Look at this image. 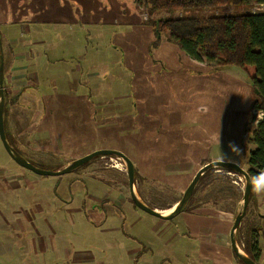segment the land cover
Wrapping results in <instances>:
<instances>
[{"label": "rangeland", "instance_id": "374dc122", "mask_svg": "<svg viewBox=\"0 0 264 264\" xmlns=\"http://www.w3.org/2000/svg\"><path fill=\"white\" fill-rule=\"evenodd\" d=\"M22 1L12 0L14 8ZM74 7L71 20L79 24L72 26L52 21L43 8V19L18 20L23 7L14 12L18 21L0 25L5 124L19 153L60 170L93 151L120 150L138 170L142 201L163 213L172 211L204 165L220 160L248 169L258 121L253 115H263L253 109L257 93L248 72L191 59L168 34L159 35L151 19L264 12V4L151 15L145 0H118L107 13L116 23L96 26H81ZM19 34L13 43L11 36ZM245 187L242 174L211 170L189 205L167 220L134 204L127 165L118 156L43 176L19 165L0 137V264H196L206 256L199 243H218L223 262L244 264L230 232ZM253 189L236 237L241 247L253 237L261 257L264 175Z\"/></svg>", "mask_w": 264, "mask_h": 264}, {"label": "trees", "instance_id": "16d2710c", "mask_svg": "<svg viewBox=\"0 0 264 264\" xmlns=\"http://www.w3.org/2000/svg\"><path fill=\"white\" fill-rule=\"evenodd\" d=\"M145 1L150 4L151 15L158 11L177 8H222L229 3H232L235 7L252 6L256 3L264 4V0ZM151 21L159 35L168 34L169 40L192 59L204 61L206 58L209 62L221 61L220 64L222 65L242 67L248 72L257 93L253 109L256 108L263 112V116L256 118L253 115V121L256 119L258 121L252 139L255 147L249 153L247 171L253 182L261 180L264 175V12L219 13L208 17H173L158 20L151 19ZM137 175L138 170L136 169V180ZM253 197L254 189L251 192L250 199L252 200ZM190 200L185 204L183 210L189 205ZM252 238H249L248 243H244L248 244L249 250L247 251L246 248L244 250L258 261L260 248L256 242L251 244Z\"/></svg>", "mask_w": 264, "mask_h": 264}, {"label": "water", "instance_id": "95a60500", "mask_svg": "<svg viewBox=\"0 0 264 264\" xmlns=\"http://www.w3.org/2000/svg\"><path fill=\"white\" fill-rule=\"evenodd\" d=\"M5 82V73H4V53L1 47V35H0V137L4 143L5 148L9 152V154L12 156V158L22 167L27 168L29 170L34 171L35 173L43 176L47 175H56L61 176L65 174H69L71 172H74L84 164L90 162L91 160H94L98 157L103 156H118L119 158L124 159L127 165V173L129 176V185L131 190V197L134 202V204L139 207L140 209L155 215L157 217L163 218V219H172L175 218L177 215H179L185 206L187 202L192 198L198 183L202 177V175L213 168H227L234 170L237 173L242 174L246 178V187L244 191V197H243V205L242 209L237 213L234 224L231 228L230 232V242L232 245V249L236 256L241 259L245 264H259L255 259H253L245 250L241 247L239 244L236 234L238 231V228L240 227V224L245 217L248 209V205L250 203V195L253 190V181L251 176L249 175V172L245 170L241 165L235 162H229V161H213L206 165H204L202 168L199 169L195 177L193 178L192 182L187 187L182 199L176 203V205L172 208L173 210L170 213H163L157 208H153L152 206H149L146 204L142 199L140 198L136 187V167L132 159L127 156L124 152L120 150L115 149H99L96 151H93L92 153H89L87 155H84L80 158H77L71 162H69L66 166L61 168L60 170H50L45 169L37 166L32 161H30L28 158L23 156L21 153H19L13 145L10 143L7 130H6V124H5V96H6V88L4 85Z\"/></svg>", "mask_w": 264, "mask_h": 264}, {"label": "crops", "instance_id": "0c3cea01", "mask_svg": "<svg viewBox=\"0 0 264 264\" xmlns=\"http://www.w3.org/2000/svg\"><path fill=\"white\" fill-rule=\"evenodd\" d=\"M131 1L134 2L135 0H129V2H131ZM73 4H74V6H76V7H74V10L77 14V18L83 17V19H82L83 22H80L81 26H86V24H91V25L96 26L100 23L112 24V23H116V21L118 20V19H114V18L108 16V14H107L110 7L117 9L118 0H23L21 2V4L18 5L19 8L18 7L14 8L15 5L13 4L12 0H0V25L11 24L12 21L16 22L19 19L21 20L23 17L29 16V15H31L32 19H34V18L38 19V20L43 19V17L41 15H38L39 14L38 10L41 8L47 10L48 13L45 15L46 17H52V21H59V23H61V25L70 24L72 26L75 24H79V23L71 20V19H76V16L71 9V6ZM22 7L26 8L27 11L25 12V15L22 14V15L18 16V20H17L16 19V17H17L16 13H14V12H17L18 9H20ZM133 7H135V6H133ZM68 8H70V9H68ZM65 9H68V10L66 11ZM91 9H93V10H91ZM97 9H100V10L97 13H95V11ZM69 14L71 15V18H69V16H68ZM98 17H102V18H98ZM63 32H65V31L63 30ZM11 37H12L11 41L13 43H19L20 42V38H21L20 34L17 35L16 37H13V36H11ZM59 38H60V36H59ZM23 44H25V45H24V47H21V50L24 51L23 55L26 57L24 59L30 60V57H32L31 56L32 52H31L30 46L27 42H25ZM53 46L54 47L58 46V44L54 43ZM45 56L46 55H44V57ZM35 61L40 64L38 59H36ZM42 63H44V62H41V64ZM99 214H102V213H99ZM263 217L264 216L261 215V219ZM188 228H191V226L189 225ZM194 229H196V228H194ZM199 246H200L199 249H203V250L206 249L205 250L206 256H203L205 258L198 257V261L196 262V264H228V263L231 264L230 263L231 258H229V259L227 258L223 262V258L220 255L222 245H219L218 243H199ZM263 247H264V244L262 245V255L260 257V261H262L261 262L262 264H264ZM257 262L259 264H261L259 261H257Z\"/></svg>", "mask_w": 264, "mask_h": 264}, {"label": "built area", "instance_id": "2783aa9c", "mask_svg": "<svg viewBox=\"0 0 264 264\" xmlns=\"http://www.w3.org/2000/svg\"><path fill=\"white\" fill-rule=\"evenodd\" d=\"M262 113H263V112H262ZM262 116H263V115H262ZM244 245H245V244L242 242V247H244Z\"/></svg>", "mask_w": 264, "mask_h": 264}, {"label": "flooded vegetation", "instance_id": "af4514ba", "mask_svg": "<svg viewBox=\"0 0 264 264\" xmlns=\"http://www.w3.org/2000/svg\"><path fill=\"white\" fill-rule=\"evenodd\" d=\"M5 100H6V96H5ZM5 107H6V101H5ZM6 109V108H5Z\"/></svg>", "mask_w": 264, "mask_h": 264}]
</instances>
